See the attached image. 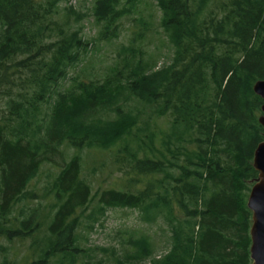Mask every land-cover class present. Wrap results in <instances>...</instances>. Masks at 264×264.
Returning a JSON list of instances; mask_svg holds the SVG:
<instances>
[{"label": "trees", "instance_id": "16d2710c", "mask_svg": "<svg viewBox=\"0 0 264 264\" xmlns=\"http://www.w3.org/2000/svg\"><path fill=\"white\" fill-rule=\"evenodd\" d=\"M63 1L0 0V239L31 240L18 260L0 244V264H250L264 0H149L172 50L160 66L141 44L154 21L143 15L147 0H93L91 39L71 26ZM136 14L137 30L104 73L70 75L89 45L118 38L121 20ZM152 115L169 117L167 130L150 129ZM84 149L109 151L120 185L94 187ZM57 161L43 213L28 185ZM105 207L162 221L163 253L133 229H117L109 248L83 246Z\"/></svg>", "mask_w": 264, "mask_h": 264}, {"label": "rangeland", "instance_id": "374dc122", "mask_svg": "<svg viewBox=\"0 0 264 264\" xmlns=\"http://www.w3.org/2000/svg\"><path fill=\"white\" fill-rule=\"evenodd\" d=\"M93 0H66L60 4V11L65 14L71 26L77 24L81 26L83 35L91 39L96 36L97 25L90 15V8ZM64 7L70 9L66 12ZM145 16L147 12H152L154 17L152 28L146 33V38L142 41L143 47L147 52L153 53L156 65L160 66L169 60L172 53L171 46L167 42L166 36L162 29L158 26L159 12L153 2L147 0L141 4ZM76 12V13H74ZM137 14L121 20V31L118 38L109 42H95L88 46V53L84 61L76 68L70 71V75L80 73V70L86 68L84 73H104L108 66L116 57L117 50L121 45H127L129 38L132 36L133 30H137L136 21ZM79 18V19H78ZM78 19L77 21H75ZM69 24V25H70ZM149 127L155 128V131H165L169 125V117L162 115H152L150 117ZM158 144V142H157ZM63 148V147H62ZM65 149V148H64ZM64 160L68 161L74 150L66 149ZM82 155V172L84 177L91 181L94 187H106L107 185H120L119 171H116L109 151L84 149L80 152ZM61 162H44L41 164L37 175L28 185V190L34 192L33 200L30 204L38 203L41 211L46 213L51 206V195L49 190L50 183L59 173ZM249 192V191H248ZM247 192V194H248ZM96 223L92 230H84V237L81 244L86 248H109L116 245L113 241L117 229H133L136 233L147 234L154 244V255L163 253L167 245L168 232L164 223L158 220L157 223H148L141 220L137 210L129 207H110L101 211L97 216ZM44 233V229L40 234ZM31 240H14L11 244L5 239H0V244L6 250L10 259L18 260L22 255L28 253V246ZM117 245L115 248L118 249ZM96 255L102 256V250L94 249ZM1 259V255H0ZM149 258L144 261L148 262Z\"/></svg>", "mask_w": 264, "mask_h": 264}, {"label": "water", "instance_id": "95a60500", "mask_svg": "<svg viewBox=\"0 0 264 264\" xmlns=\"http://www.w3.org/2000/svg\"><path fill=\"white\" fill-rule=\"evenodd\" d=\"M252 89L264 100V79L255 81ZM261 111L258 122L264 128V103ZM252 166L257 176L246 197V207L251 212L249 258L250 264H264V139L254 148Z\"/></svg>", "mask_w": 264, "mask_h": 264}]
</instances>
